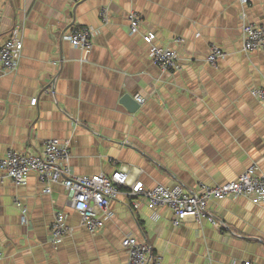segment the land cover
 <instances>
[{"label":"crops","instance_id":"1","mask_svg":"<svg viewBox=\"0 0 264 264\" xmlns=\"http://www.w3.org/2000/svg\"><path fill=\"white\" fill-rule=\"evenodd\" d=\"M131 9L142 32L176 50L181 70L152 63L141 34L128 33ZM242 11L264 23V0H0V45L14 29L23 42L17 68L0 69V157L8 149L37 152L56 137L69 140L73 173L126 166L149 188L178 180L199 191V183L234 180L252 165L264 173V102L249 92L264 86V55L242 51ZM72 22L94 29L88 52L61 38ZM211 46L226 53L217 67L205 61ZM126 93L145 103L130 111L120 102ZM42 189L33 173L25 185L0 181V264H124L128 233L147 242L160 264H264V203L246 196L209 203L223 228L191 216L173 226L168 208L119 195L92 234L60 184ZM15 198L28 208L26 222ZM57 210L71 231L53 246L47 236Z\"/></svg>","mask_w":264,"mask_h":264},{"label":"built area","instance_id":"2","mask_svg":"<svg viewBox=\"0 0 264 264\" xmlns=\"http://www.w3.org/2000/svg\"><path fill=\"white\" fill-rule=\"evenodd\" d=\"M76 2L78 0H71ZM246 4L248 0H239ZM100 22L108 20V10L102 6L99 10ZM128 33L141 34L148 44L149 56L154 65L161 70L173 73L182 69L181 57L172 47L163 46L156 41V34L152 30L142 32L141 16L134 9L127 13ZM242 51L245 53L258 51L264 55V23L256 24L247 21L245 11L241 15ZM95 31L93 28L71 23L61 33V38L68 41L74 48L88 52L93 44ZM180 42L181 38H175ZM23 48L22 38L17 29L11 31L6 41L0 45V69L11 71L17 68ZM226 55L221 48L211 46L205 61L212 67H217L221 58ZM250 94L264 102V86H252ZM139 105L145 103L141 95L134 96ZM37 97L30 100L36 105ZM70 156L69 140L49 137L42 140L37 152H21L8 149L0 157V181L10 180L16 185H25L30 173L36 175L42 183L44 193L51 191L53 183L60 184L68 198L69 206L80 217L82 226L90 233L99 231L103 222L110 216L107 210L111 200L119 195L123 196L128 204L136 205L142 201L150 209L166 207L171 211V223L180 226L188 216L197 222L207 221L209 224L225 228L209 210V203L214 200L246 196L257 203H264V173L256 166H249L234 180L221 184L199 183V191H193L181 181L176 180L171 185L156 183L153 187H146L140 180H131L126 166H121L110 174L99 172L92 175H77L71 171L68 164ZM15 204L20 208L22 222L27 221L28 208L18 199ZM71 227L67 222L66 214L57 210L53 214L49 226L47 241L57 246L70 233ZM121 248L126 252L124 264H160L162 258L145 241H140L131 234H125L121 239ZM3 252L0 250V259ZM237 264H255L244 259Z\"/></svg>","mask_w":264,"mask_h":264},{"label":"water","instance_id":"3","mask_svg":"<svg viewBox=\"0 0 264 264\" xmlns=\"http://www.w3.org/2000/svg\"><path fill=\"white\" fill-rule=\"evenodd\" d=\"M120 102L132 112L136 111L139 108V104L136 101L135 97L127 93L122 95Z\"/></svg>","mask_w":264,"mask_h":264}]
</instances>
